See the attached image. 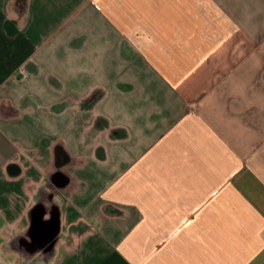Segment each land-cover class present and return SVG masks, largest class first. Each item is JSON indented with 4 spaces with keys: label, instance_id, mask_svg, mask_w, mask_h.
<instances>
[{
    "label": "crops",
    "instance_id": "0c3cea01",
    "mask_svg": "<svg viewBox=\"0 0 264 264\" xmlns=\"http://www.w3.org/2000/svg\"><path fill=\"white\" fill-rule=\"evenodd\" d=\"M45 185L47 264H264V0H0V264Z\"/></svg>",
    "mask_w": 264,
    "mask_h": 264
},
{
    "label": "water",
    "instance_id": "95a60500",
    "mask_svg": "<svg viewBox=\"0 0 264 264\" xmlns=\"http://www.w3.org/2000/svg\"><path fill=\"white\" fill-rule=\"evenodd\" d=\"M54 178L64 186L66 179L56 172ZM57 194L47 185L43 186L36 195V204L31 211V226L23 235L17 237L14 245L26 260L33 254L37 258L30 264H47L52 256L59 235Z\"/></svg>",
    "mask_w": 264,
    "mask_h": 264
}]
</instances>
